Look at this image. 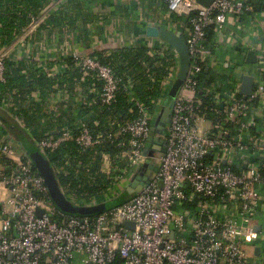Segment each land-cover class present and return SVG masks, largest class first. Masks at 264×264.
I'll return each mask as SVG.
<instances>
[{
	"label": "built area",
	"instance_id": "2783aa9c",
	"mask_svg": "<svg viewBox=\"0 0 264 264\" xmlns=\"http://www.w3.org/2000/svg\"><path fill=\"white\" fill-rule=\"evenodd\" d=\"M162 4L168 16L188 18L189 28L178 25L185 31L190 65L173 100L161 152L144 156L153 115L132 95L137 118L107 135H93L81 121L55 135L46 131L36 142L41 152L49 154L69 143L92 150L109 140L119 153L117 158L100 153V173L110 182L104 193L117 198L144 172L136 173L137 168L150 162L154 171L146 175L145 186L100 214H62L14 137L0 136V264H114L117 259L120 264H264L256 260L254 247L244 249L256 237L253 217L264 193V0H214L209 7L196 0H162ZM36 21L31 18L30 25ZM209 31L214 34V48L206 45ZM217 46L230 48L232 60L225 63L234 67L232 75H238V81L232 82V75L215 57ZM149 49L152 57L175 56L162 83L163 90L169 89L177 73L176 53L159 41ZM249 51L255 54L257 72L250 75L255 85L246 97L239 91L251 65L246 62ZM6 55L0 52V82L6 81L7 63L16 64ZM69 66L100 83L103 107L115 105L119 79L110 66L84 54L72 55ZM215 67L220 73L210 76L206 94L211 111L221 118L218 122L206 119L198 96L201 73ZM52 90L61 93L57 86ZM0 108L18 106L10 98L2 99ZM15 121L25 126L17 116ZM70 166L66 162L65 167ZM51 167L56 176L67 174L65 167ZM70 196L81 207L115 199L77 201Z\"/></svg>",
	"mask_w": 264,
	"mask_h": 264
},
{
	"label": "crops",
	"instance_id": "0c3cea01",
	"mask_svg": "<svg viewBox=\"0 0 264 264\" xmlns=\"http://www.w3.org/2000/svg\"><path fill=\"white\" fill-rule=\"evenodd\" d=\"M24 5L23 1L21 7ZM37 13L30 17L37 21L30 25V19L13 41L0 45V52L6 51L9 60L21 67V75L42 76L52 80L66 73V78L72 79L73 84L70 86L56 84L61 93L56 94L52 90L49 94H42L41 90H35L16 104L22 109L37 108L41 115L39 128L51 131L53 135L61 128L84 121L85 117L78 116L81 108L91 107L100 92L96 85L98 82L94 79L83 78L81 74L73 78L70 76L72 67L69 61L72 55L102 53L108 56L123 48H150L155 40L145 36L148 24L157 27L163 25L179 32V25L171 22L162 0H45ZM261 21L264 30V17ZM229 51L230 48L224 46L214 49L215 57L232 75L234 67L225 63L232 60ZM212 69L211 74L220 73L219 68ZM256 72V67L251 64L246 74L256 75ZM236 81L238 75H232V82ZM160 104L164 108V104ZM91 116L87 114L86 118ZM153 171L145 170L144 174L150 176ZM253 224L256 237L252 243L245 244L244 249L254 247L256 260L264 263V193L254 214Z\"/></svg>",
	"mask_w": 264,
	"mask_h": 264
},
{
	"label": "trees",
	"instance_id": "16d2710c",
	"mask_svg": "<svg viewBox=\"0 0 264 264\" xmlns=\"http://www.w3.org/2000/svg\"><path fill=\"white\" fill-rule=\"evenodd\" d=\"M25 2L22 8V3ZM45 0H0V45L10 43L15 39L18 31L24 28L30 21L31 15H37V11L43 6ZM5 7V9H4ZM171 22L174 24H182L184 28H189L188 18L172 16ZM184 28H177L183 37H185ZM214 34L209 31L206 45L210 48L213 46ZM148 47L123 48L115 50L108 56L101 54L91 55L101 63L110 66L119 79V92L115 105L112 107H103L99 101V97L95 103L86 109L81 108L80 117H85L84 121L88 124L93 135L97 133L109 134L128 121L137 118V110L130 100V95L142 102L149 112L155 116L160 115L163 110L159 100L165 95L162 103L164 107L169 104L170 99L168 93L162 88L170 72V67L175 64V56L167 54L164 57L150 56ZM6 81L0 82V101L2 99H13L17 104L22 97L29 95L32 91L41 90L42 94L52 92V87L72 85V79L66 78V73L58 76L56 79H48L42 76L32 77L29 75H21V67L13 62L7 63ZM74 69V70H73ZM78 68H72L70 76H80ZM212 74L206 69L199 77L198 96L203 101L201 107L202 113L206 119L212 122L221 120L220 116L215 115L209 103V94H206V88L211 82ZM90 82L91 80L87 78ZM100 90V83H97ZM91 97H89V100ZM158 103L160 104L158 106ZM85 107V108H84ZM158 108L160 111L158 112ZM87 114H92L90 118H86ZM15 116L21 118L25 126H20L15 121ZM41 115L37 108L33 110L22 109L20 106L16 110H4L0 108V123L12 137L18 139V149L26 154L33 164L30 157L31 149H38L36 142L42 138L46 131H42L38 126V120ZM156 118V119H157ZM152 121V126L155 124ZM77 125V124H76ZM76 125L68 127L73 128ZM38 151L47 159L50 166L56 164L58 167H65L66 162H70L69 168H64L67 174H58L57 181L61 191L65 196L73 195L77 200H90L93 197L104 193L110 185L107 176L100 173V153H109L113 158H117L119 149L115 147V143L109 140L94 149L82 150L74 143H69L53 153H43ZM154 153V152H153ZM157 153V152H156ZM118 163V162H117ZM119 164V163H118ZM132 195L128 193L118 198L119 204L125 202ZM121 260L117 259L114 264H120Z\"/></svg>",
	"mask_w": 264,
	"mask_h": 264
},
{
	"label": "water",
	"instance_id": "95a60500",
	"mask_svg": "<svg viewBox=\"0 0 264 264\" xmlns=\"http://www.w3.org/2000/svg\"><path fill=\"white\" fill-rule=\"evenodd\" d=\"M196 1L202 7H209L214 2V0ZM145 36L148 39L159 41L167 45L171 51H174L176 53V59L178 64L175 81L172 83L168 92V98L170 99L169 104L163 108L162 112L156 119L155 124L151 127L150 134L145 145L143 154L145 157H149L150 152H161V145L163 142L162 135L165 132L166 125L169 123V119L172 113L173 100L187 76L190 65V58L188 47L186 45L183 35L180 32L168 29L166 26L163 25L157 27L148 24L145 30ZM246 62L250 64L256 63V57L253 51L248 52L246 56ZM207 72L208 69H206V73ZM254 85V78L250 75H245L241 81L239 91L240 95L246 97L251 95ZM14 141L19 144L18 139L16 137H14ZM29 155L31 157L35 170L42 177L48 189V193L53 205L62 214L74 216H93L119 205L116 198L109 202L100 203L88 207H81L75 205L61 191V188L57 181V176L54 173L50 164L48 163L47 159L35 148L30 150ZM141 169H143V171H151L153 170V165H151L150 162H146L138 168L136 173L139 172ZM146 181L147 176L144 174V172H142L141 175L134 177L132 182L128 184L126 192L129 195L139 193L141 189L145 186ZM125 226L127 228H133V224L130 222H126Z\"/></svg>",
	"mask_w": 264,
	"mask_h": 264
},
{
	"label": "rangeland",
	"instance_id": "374dc122",
	"mask_svg": "<svg viewBox=\"0 0 264 264\" xmlns=\"http://www.w3.org/2000/svg\"><path fill=\"white\" fill-rule=\"evenodd\" d=\"M156 42V41H155ZM172 52V51H171ZM174 82V81H173ZM170 89V88H169ZM169 89H166L165 90V92L166 93H168L169 92ZM166 95V94H165ZM165 95H163V97L159 100V103L160 102H162L163 101V99H164V97H165ZM158 103V106L160 105ZM158 110V112L160 111V108H158L157 109ZM156 118H157V116H155L153 119H152V121H155L156 120ZM8 132H7V130L3 127V125L0 123V136H4V137H6V136H8ZM38 150V149H37ZM100 165H101V163H100ZM139 168V167H138ZM138 168H137V170H138ZM113 195L112 194H110V193H102V194H100L99 196H96L95 198H96V201L97 202H99V201H106V200H109V199H113V198H115V197H112ZM67 198H68V196H67ZM70 198H72L70 195H69V200L71 201V199ZM72 202V201H71Z\"/></svg>",
	"mask_w": 264,
	"mask_h": 264
},
{
	"label": "flooded vegetation",
	"instance_id": "af4514ba",
	"mask_svg": "<svg viewBox=\"0 0 264 264\" xmlns=\"http://www.w3.org/2000/svg\"><path fill=\"white\" fill-rule=\"evenodd\" d=\"M126 194H127L126 190H123L121 192V195L118 198H121V197L125 196ZM118 198H117V200H118Z\"/></svg>",
	"mask_w": 264,
	"mask_h": 264
}]
</instances>
